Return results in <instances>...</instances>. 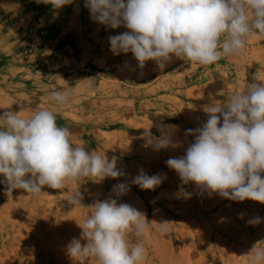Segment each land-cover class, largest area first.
<instances>
[{
    "label": "rangeland",
    "instance_id": "1",
    "mask_svg": "<svg viewBox=\"0 0 264 264\" xmlns=\"http://www.w3.org/2000/svg\"><path fill=\"white\" fill-rule=\"evenodd\" d=\"M84 4L74 0L56 11L37 0H0V114L11 110L30 118L50 110L58 126L69 129L73 146L109 160L116 156L124 175L66 181L62 189L44 186L38 195L22 189L8 194L0 182V264H77L66 245L73 238L86 243L81 227L91 206L108 198L145 213L143 234L132 229L126 236L130 245L142 243L141 264H248L243 254L254 245L264 248V204L209 196L192 183L183 185L191 198H177L181 180L165 162L185 155L195 139L186 130L207 122L210 103L223 105L247 83H264V36L253 35L242 54L222 55L212 65L173 58L163 71L155 61L140 69L131 53L110 51L109 37L128 30L93 21ZM69 87L75 94L58 105L52 91ZM172 125L175 146H146L145 130L160 137ZM140 169L166 178L155 190H141L132 184ZM119 183L130 190L117 197L113 186ZM76 192L82 206L68 202ZM253 217L262 222L250 225ZM162 220L171 222L167 233L159 230ZM83 264L97 261L90 256Z\"/></svg>",
    "mask_w": 264,
    "mask_h": 264
},
{
    "label": "clouds",
    "instance_id": "2",
    "mask_svg": "<svg viewBox=\"0 0 264 264\" xmlns=\"http://www.w3.org/2000/svg\"><path fill=\"white\" fill-rule=\"evenodd\" d=\"M73 2L37 0L56 11ZM84 6L93 21L128 30L109 37L110 51L117 56L131 53L140 69L155 61L163 71L173 58L212 65L222 55L242 54L253 35L264 36V0H85ZM222 36L226 38L221 42ZM74 94L75 87H69L54 90L51 96L62 106ZM206 113V123L186 130L195 139L185 155L165 162L181 180L177 198H191L183 185L192 183L209 196L264 204V83H247L243 92L228 96L223 105L210 103ZM174 128L166 126L160 137L145 130L146 146L157 151L175 146L170 134ZM70 137L69 129L58 126L50 110L37 111L30 118L11 110L0 114V176L5 178L0 182L7 184L6 193L22 189L38 195L44 186L62 189L66 181L86 177L101 181L124 175L116 156L102 158L85 147L73 146ZM165 178L140 169L132 184L155 190ZM129 190L126 183L113 186L117 197ZM82 199L76 192L68 202L82 206ZM91 208L80 226L86 243L73 238L66 245L67 254L77 264L90 256L97 264H141L146 258L142 243L130 245L126 236L132 229L137 236L143 234L145 213L127 203L118 204L115 198L97 200ZM261 222L260 217L248 220L250 225ZM170 223L162 220L157 224L167 233ZM243 256L248 264H264V248L254 245Z\"/></svg>",
    "mask_w": 264,
    "mask_h": 264
}]
</instances>
